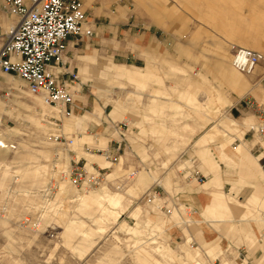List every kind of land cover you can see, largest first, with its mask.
I'll list each match as a JSON object with an SVG mask.
<instances>
[{
	"label": "rangeland",
	"instance_id": "1",
	"mask_svg": "<svg viewBox=\"0 0 264 264\" xmlns=\"http://www.w3.org/2000/svg\"><path fill=\"white\" fill-rule=\"evenodd\" d=\"M118 5L124 38L71 61L79 80L72 114L89 112L87 121L71 124L0 72V264H240L223 250L225 238L264 242V137L244 103L264 106L250 92L264 87V60L245 73L229 58L234 44L264 53V0ZM239 142L255 161L235 156ZM71 159L101 180L72 184L62 177ZM209 160L228 180L219 184L228 194L205 209L220 219L212 243L184 195L206 179Z\"/></svg>",
	"mask_w": 264,
	"mask_h": 264
},
{
	"label": "built area",
	"instance_id": "2",
	"mask_svg": "<svg viewBox=\"0 0 264 264\" xmlns=\"http://www.w3.org/2000/svg\"><path fill=\"white\" fill-rule=\"evenodd\" d=\"M0 7L15 17L0 30V72L20 78L29 93L39 96L59 114H70L77 91L74 84L79 80L76 70L62 68L63 54L67 36L80 38L91 33L82 0H0ZM230 50L229 63L245 73L264 60L260 51L244 45H231ZM244 103L256 114L253 132L264 137V106L249 98ZM47 121L56 125V121ZM50 135L54 140L60 137V133ZM71 162L62 177L67 176L72 184L92 185L101 180L99 171L88 175L77 159ZM145 195V201H152L149 190ZM21 222L35 226L27 215L22 216Z\"/></svg>",
	"mask_w": 264,
	"mask_h": 264
},
{
	"label": "crops",
	"instance_id": "3",
	"mask_svg": "<svg viewBox=\"0 0 264 264\" xmlns=\"http://www.w3.org/2000/svg\"><path fill=\"white\" fill-rule=\"evenodd\" d=\"M82 5L85 12L86 24L91 28V33L88 36H81L80 38H75L72 35L67 36L62 65V68L64 67L67 70L77 71L75 64L71 63V61L75 59L74 55H76V52L79 53L84 50L95 49L97 50V53H106L110 43L124 38V33L127 32V30H125L123 27V24L126 20L125 10L121 7V5L116 7L115 0H82ZM14 19V16L7 14L0 7V30H2L7 25V23L13 21ZM261 53L264 54L263 52ZM111 62L116 65L133 67L135 70L140 69L138 68L140 66L137 65H124L122 63H116L113 61ZM122 66L118 67L124 68ZM130 71L132 72V70ZM118 73L126 74V72L124 73L123 70H119ZM131 75L132 74L129 76ZM61 76H67V73H62ZM226 76L228 77V81L232 83H235L238 79V75L231 70L226 72ZM250 92H252V94L261 103L264 102L263 86L256 87L254 85L250 89ZM252 114L254 117H256L254 112H252ZM68 118L71 124L78 125L79 120L87 121L90 116L89 112L84 115L75 113L71 114ZM242 122L245 123V120ZM94 142L96 144V138H94ZM233 147L234 149L239 147V153L236 151L235 156L240 158L242 163L247 164L249 157H252L254 161L257 159L255 155L251 156L246 153L243 142L236 143ZM90 154L93 158L98 156V154L95 152H91ZM209 163V166H204V171L208 175L206 179L201 181L199 186L193 184L189 192H184V195L186 198L190 199L193 212L198 217L196 223L199 225V235L202 238L205 237L209 239L210 241H207V243H212L211 241L217 235V231L212 229L211 223H215L220 219L212 218L210 216L206 217L205 209L208 204L214 203V201H217L218 203L221 202V195L228 194L225 191L219 190L220 180L222 181L221 183L223 185L227 184L228 180L222 177L225 174H218L216 169V161L209 160ZM87 164L90 165L88 160ZM188 185L191 186V184ZM229 196L233 197L234 194L231 193ZM253 196L255 197L254 194ZM205 227H207L208 230H206ZM225 239L226 243L222 245V248L225 250L230 261H238L240 264H264V242H258L257 244H254L244 241L237 242L234 239H230L229 237Z\"/></svg>",
	"mask_w": 264,
	"mask_h": 264
},
{
	"label": "bare ground",
	"instance_id": "4",
	"mask_svg": "<svg viewBox=\"0 0 264 264\" xmlns=\"http://www.w3.org/2000/svg\"><path fill=\"white\" fill-rule=\"evenodd\" d=\"M232 66V65H231ZM233 67V66H232ZM234 68V67H233ZM236 69V68H235ZM9 75V74H8ZM73 113V111L68 115V116H70L71 114Z\"/></svg>",
	"mask_w": 264,
	"mask_h": 264
}]
</instances>
